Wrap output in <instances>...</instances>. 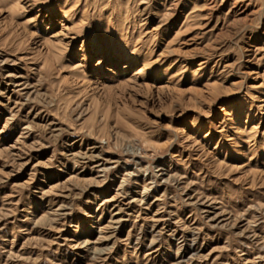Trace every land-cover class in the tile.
Returning a JSON list of instances; mask_svg holds the SVG:
<instances>
[{
	"label": "rangeland",
	"instance_id": "rangeland-1",
	"mask_svg": "<svg viewBox=\"0 0 264 264\" xmlns=\"http://www.w3.org/2000/svg\"><path fill=\"white\" fill-rule=\"evenodd\" d=\"M0 264H264V0H0Z\"/></svg>",
	"mask_w": 264,
	"mask_h": 264
},
{
	"label": "bare ground",
	"instance_id": "bare-ground-1",
	"mask_svg": "<svg viewBox=\"0 0 264 264\" xmlns=\"http://www.w3.org/2000/svg\"><path fill=\"white\" fill-rule=\"evenodd\" d=\"M112 222V221H111ZM114 222V221H113ZM115 224V223H114Z\"/></svg>",
	"mask_w": 264,
	"mask_h": 264
}]
</instances>
